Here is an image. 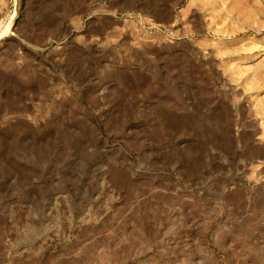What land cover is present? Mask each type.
<instances>
[{
	"label": "rangeland",
	"instance_id": "obj_1",
	"mask_svg": "<svg viewBox=\"0 0 264 264\" xmlns=\"http://www.w3.org/2000/svg\"><path fill=\"white\" fill-rule=\"evenodd\" d=\"M0 264H264V0H0Z\"/></svg>",
	"mask_w": 264,
	"mask_h": 264
}]
</instances>
